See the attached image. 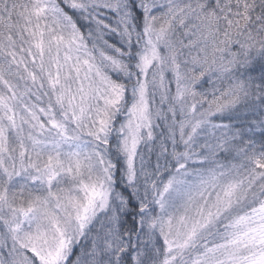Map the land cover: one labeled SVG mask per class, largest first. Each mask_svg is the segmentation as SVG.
Listing matches in <instances>:
<instances>
[{"label": "snow or ice", "instance_id": "6c2138e0", "mask_svg": "<svg viewBox=\"0 0 264 264\" xmlns=\"http://www.w3.org/2000/svg\"><path fill=\"white\" fill-rule=\"evenodd\" d=\"M0 264H264V0H0Z\"/></svg>", "mask_w": 264, "mask_h": 264}]
</instances>
